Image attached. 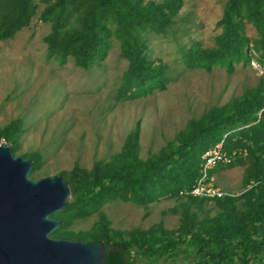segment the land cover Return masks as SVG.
<instances>
[{
  "label": "rangeland",
  "instance_id": "374dc122",
  "mask_svg": "<svg viewBox=\"0 0 264 264\" xmlns=\"http://www.w3.org/2000/svg\"><path fill=\"white\" fill-rule=\"evenodd\" d=\"M162 1L125 0L136 12ZM54 2L32 0L33 14L26 25L0 40V128L14 122V155L37 154L39 166L28 174L34 180L67 176L73 164L85 170L95 162L105 166L126 145L144 161L166 150L167 143L189 129L190 120L199 119L210 107L249 94L263 81L264 58L252 46L258 35L250 22L243 19L248 60L240 58L227 67L218 62L216 41L227 0H179L164 32L145 27L136 34L145 44L148 65L165 71L163 89L127 97L128 61L122 55L115 22L101 18L107 29L101 32L99 44L106 46L104 57L84 69L71 55L59 56L49 47L79 32L87 5L77 11L70 5L71 9L66 6V11L45 15L46 7ZM203 59L212 60L208 68L197 66ZM234 155L235 163L217 162L207 179L208 185L229 196H238L253 185L243 183L249 167L246 149L237 145ZM197 197L189 200L185 193H166L145 204L116 198L86 217L71 219L65 230L75 236L106 223L109 228L129 231L158 226L174 234L185 211L197 219H211L220 212L214 196Z\"/></svg>",
  "mask_w": 264,
  "mask_h": 264
},
{
  "label": "trees",
  "instance_id": "16d2710c",
  "mask_svg": "<svg viewBox=\"0 0 264 264\" xmlns=\"http://www.w3.org/2000/svg\"><path fill=\"white\" fill-rule=\"evenodd\" d=\"M70 5L73 11L87 5L83 24L71 38L53 43L49 47L51 53L69 54L76 65L87 69L94 60L104 57L106 46L100 48L99 44L101 32L107 33V29L101 18L110 17L116 24L115 34L121 37L122 55L128 61L124 77L127 97L163 89L167 81L165 71L162 67L148 65L143 53L145 44L136 34L145 27L164 32L180 5L179 0L151 3L141 12H136L125 0H55L44 14L66 11V6L70 8ZM32 14V0H0V40L10 38L26 25ZM243 19L254 26L258 37L252 40V46L264 58V0H227L218 20L222 30L216 38L218 62L227 67L240 58L248 60L249 41L242 34ZM53 28L56 29L55 25ZM209 59L200 60L197 66L208 68L212 63ZM263 87L262 81L249 94L231 101L232 104L210 107L199 119L190 120L189 129L167 143L166 150L144 161L137 159L132 147L126 145L122 153L105 166L95 162L85 170L73 164L67 176H63L69 187L70 201L51 215L60 220V225L50 236L102 240L103 264L264 263ZM13 126L14 122L0 128V138L9 142L12 153L15 149L11 136ZM220 140L227 153L234 151L235 154L237 145L246 149L249 167L243 183L247 185L251 181L253 185L238 196L214 197L220 212L211 219H197L194 213L185 211L174 234L158 226L129 231L109 228L106 223H97L75 236L65 230L71 219L86 217L101 204L116 198L145 204L162 194L185 193L189 200H196L198 197L186 192L200 175V155ZM27 157L32 161V173L39 166L38 156L32 153ZM236 160L234 155L223 165H231Z\"/></svg>",
  "mask_w": 264,
  "mask_h": 264
},
{
  "label": "water",
  "instance_id": "95a60500",
  "mask_svg": "<svg viewBox=\"0 0 264 264\" xmlns=\"http://www.w3.org/2000/svg\"><path fill=\"white\" fill-rule=\"evenodd\" d=\"M32 161L0 142V264H103L102 240L51 237L70 201L60 174L28 176Z\"/></svg>",
  "mask_w": 264,
  "mask_h": 264
},
{
  "label": "built area",
  "instance_id": "2783aa9c",
  "mask_svg": "<svg viewBox=\"0 0 264 264\" xmlns=\"http://www.w3.org/2000/svg\"><path fill=\"white\" fill-rule=\"evenodd\" d=\"M263 81H264V72H263ZM264 91V87H263ZM263 109V108H262ZM261 109V110H262ZM257 112L259 115L260 111ZM234 151L227 153L222 147V141L215 143L212 147L204 150L201 155V166H200V175L195 180L193 186L186 193L191 196H208V197H219L223 196L224 192L218 190L217 188H212L207 184V179L209 178V170L212 169L217 162L227 163L230 161ZM248 264H264L261 262H251Z\"/></svg>",
  "mask_w": 264,
  "mask_h": 264
}]
</instances>
